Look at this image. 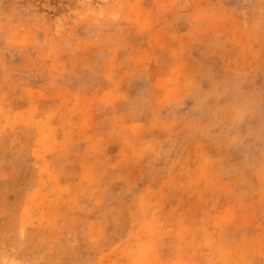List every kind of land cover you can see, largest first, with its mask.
Wrapping results in <instances>:
<instances>
[{
	"label": "rangeland",
	"instance_id": "rangeland-1",
	"mask_svg": "<svg viewBox=\"0 0 264 264\" xmlns=\"http://www.w3.org/2000/svg\"><path fill=\"white\" fill-rule=\"evenodd\" d=\"M0 264H264V0H0Z\"/></svg>",
	"mask_w": 264,
	"mask_h": 264
}]
</instances>
